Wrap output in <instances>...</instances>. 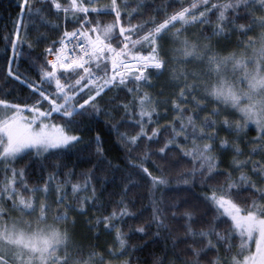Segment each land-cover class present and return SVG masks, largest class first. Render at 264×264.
Here are the masks:
<instances>
[{"label":"snow or ice","instance_id":"obj_1","mask_svg":"<svg viewBox=\"0 0 264 264\" xmlns=\"http://www.w3.org/2000/svg\"><path fill=\"white\" fill-rule=\"evenodd\" d=\"M17 7L13 31L0 39L11 53L7 76L29 89L30 100L0 99V264H133L136 248L123 226L135 214L123 200L94 221L115 234L111 246L76 243L67 227L69 213L100 211L95 173L102 169L74 182V167L60 180L57 164L31 186L27 165L19 167L33 155L43 164L94 145L111 169L101 123L147 178L150 194L171 181L146 163L172 157L173 169L190 165L179 173L181 191L199 187L212 213L196 230L198 205L153 198L149 223L130 229L146 245H163L152 264H264V0H174L164 8L143 0L135 7L128 0H19ZM24 57L35 80L19 72ZM166 74L171 96L160 100L165 90H153Z\"/></svg>","mask_w":264,"mask_h":264},{"label":"trees","instance_id":"obj_2","mask_svg":"<svg viewBox=\"0 0 264 264\" xmlns=\"http://www.w3.org/2000/svg\"><path fill=\"white\" fill-rule=\"evenodd\" d=\"M18 2L19 0H0V37H3L13 31V22L17 19V15L20 11L17 7ZM108 2H110V0H105V3ZM138 2H140V0H128V3L132 7H135ZM173 2L174 0H143V3L151 8H164ZM190 2L191 0H184L185 6H187ZM221 2H223V0H221ZM98 6L103 7L104 5L100 4ZM173 11L174 9L169 8L168 14L170 15ZM163 18V15L156 17L157 20H162ZM112 19V16L102 17L104 23H111ZM145 19H147V14H145ZM214 19L215 18L213 17V20ZM177 25L180 26L179 22H177ZM191 29H193V33L195 35H193L191 39L195 40L199 36V32L194 27ZM207 34H211L210 28ZM235 39L236 38L234 37L233 43H235ZM24 51L27 53L28 50L25 49ZM10 56V51L6 52L5 50L3 39H0V99H7L9 102L30 100L29 89L25 85L20 84L18 81H15L7 76V61ZM189 70H191V66H189ZM19 72L24 76H28L32 80L37 78L35 70L31 69L29 63L26 62V57L21 58L20 60ZM169 78V74L161 77L157 88L153 90V94L159 93L161 88L165 90V95L158 97L160 100H166L171 96V90L169 89L167 83ZM169 115L171 116V113H169ZM97 130L100 132L104 141L103 146L107 161L112 162L113 167L111 169L107 167L106 163H99L95 155L94 145L82 155H77L79 150H76L63 158H52L43 164L41 163L43 158L38 159L35 155H33L32 157L26 158L21 165H19V167L27 165L28 180L30 181L31 186L36 185L38 181L42 180V178L47 179L50 172L57 170L55 167L57 164L61 165L59 171L62 174L58 177L60 180L64 179L63 173L74 167L76 173L74 182L80 180V174L89 169H93L94 167L102 169V171H97L95 173L98 178V181L95 182L98 206L102 205V207H100V211H90L88 216H79L75 213H69L70 219L67 227L69 228L73 240L76 243L96 245L99 249L113 245L115 234H107L103 230L102 225L99 229H96L94 221L96 218L110 213L121 200H123L124 203L128 205L129 210L135 214L134 218H126L127 224L123 226V231L127 234V236L132 237L128 240L129 246L136 248L135 253L131 256L133 264H136L137 261H139V264H152L153 255L157 257L163 255L162 244L153 245L149 241L146 245L144 240L137 238L138 234H134L130 231V229L134 230L135 227L141 224L147 225L149 223L152 215L153 198L166 205L183 204L185 201L198 205L199 211L196 215V219L199 223L194 225V227L196 230H199L202 227H207L206 221L211 219L212 213L205 203L200 202L203 195L200 188L197 187L190 192L181 191V189L185 186L182 182H179V173L180 171H186L190 165H184L180 170H177L171 167V163L174 162L175 158L170 157L169 163L157 160L156 164H153L152 161L156 160V157L153 156L145 166L149 167V170L153 171L156 175H159L160 171L163 170L171 183L170 185L160 186L158 190H155L150 194V187L147 178L141 180L140 177L143 174L140 173L138 169L133 168L132 165L127 163L124 153L120 151L116 144L114 135L111 134L102 123L97 125ZM95 135L96 132H92L88 136V139H93ZM256 135L257 133L255 130L250 131L247 139L252 140ZM244 158L245 157H241V159ZM230 159L231 156H227L225 164ZM133 163H138V161H134ZM65 164L68 166L67 168L63 167ZM157 165H159V167H157ZM238 175L239 174H237V178ZM219 182L223 183V177L219 178ZM126 189L127 191H125ZM68 191H70V186ZM53 199H55V196H53ZM53 208H55V205H53ZM205 213H207V216ZM89 219H92V224L88 223ZM72 220H75V226H73ZM61 227H64V225H61ZM89 228H93V231L90 232ZM97 231L100 235L99 241L95 239ZM151 231L155 232V228H152ZM236 243V250H238L239 237H237Z\"/></svg>","mask_w":264,"mask_h":264},{"label":"rangeland","instance_id":"obj_3","mask_svg":"<svg viewBox=\"0 0 264 264\" xmlns=\"http://www.w3.org/2000/svg\"><path fill=\"white\" fill-rule=\"evenodd\" d=\"M259 30H257V32H258ZM193 29H191V28H189L188 29V36H189V38L191 39L192 37H193ZM195 36V35H194ZM13 217L14 218H19V213H13ZM252 250L254 251L255 250V247H254V245L252 246Z\"/></svg>","mask_w":264,"mask_h":264},{"label":"bare ground","instance_id":"obj_4","mask_svg":"<svg viewBox=\"0 0 264 264\" xmlns=\"http://www.w3.org/2000/svg\"><path fill=\"white\" fill-rule=\"evenodd\" d=\"M49 59H51V57Z\"/></svg>","mask_w":264,"mask_h":264}]
</instances>
